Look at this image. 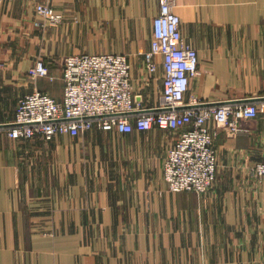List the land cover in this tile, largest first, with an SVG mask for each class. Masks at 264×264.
Masks as SVG:
<instances>
[{"label": "crops", "instance_id": "1", "mask_svg": "<svg viewBox=\"0 0 264 264\" xmlns=\"http://www.w3.org/2000/svg\"><path fill=\"white\" fill-rule=\"evenodd\" d=\"M37 1L0 0V264H264V180L250 174L264 158L263 111L236 137L218 131L217 178L201 195L167 190L176 134L157 127L48 142L8 136L20 97L63 98L72 55H127L136 100L159 106L162 59L150 76L143 57L156 0H52L65 18L45 30L34 24ZM175 12L199 55L188 103L264 97V0H177ZM40 57L52 79L28 75Z\"/></svg>", "mask_w": 264, "mask_h": 264}, {"label": "built area", "instance_id": "2", "mask_svg": "<svg viewBox=\"0 0 264 264\" xmlns=\"http://www.w3.org/2000/svg\"><path fill=\"white\" fill-rule=\"evenodd\" d=\"M156 1L159 13L153 19L151 48L143 57L150 76L158 71L157 58L162 59L164 76L158 107H142L136 100L127 55H72L64 59L63 98L56 100L39 90L20 97L8 136L20 142L35 138L48 142L58 135L82 137L94 127L121 134L158 127L176 134L164 160L167 190L199 195L209 192L217 178L218 131L222 129L232 137L246 132L241 122L257 118L264 106L254 102L209 104L194 95L188 103L191 80L199 74V55L182 36L181 19L175 12L177 0ZM51 2H36L37 27L63 23L64 14L56 12ZM28 75L34 80L52 79L42 60L34 63ZM252 173L259 181L264 180V158L255 163Z\"/></svg>", "mask_w": 264, "mask_h": 264}, {"label": "water", "instance_id": "3", "mask_svg": "<svg viewBox=\"0 0 264 264\" xmlns=\"http://www.w3.org/2000/svg\"><path fill=\"white\" fill-rule=\"evenodd\" d=\"M263 101L264 100V97H257V98H249V99H246V100H243V101H231V102H223V103H209V104H224V103H251V102H257V101ZM156 110V109H155ZM4 126H8V125H0V128L1 127H4ZM11 126V125H9Z\"/></svg>", "mask_w": 264, "mask_h": 264}, {"label": "rangeland", "instance_id": "4", "mask_svg": "<svg viewBox=\"0 0 264 264\" xmlns=\"http://www.w3.org/2000/svg\"><path fill=\"white\" fill-rule=\"evenodd\" d=\"M36 26V25H35ZM37 27V26H36ZM47 27V26H46ZM46 27H39V28H41L42 30H45L46 29ZM37 60H42L44 63H46V61L42 58V57H40V58H38ZM36 60V61H37ZM36 61H34V63L36 62ZM34 63H33V65H34ZM47 64V63H46ZM32 65V66H33ZM92 131H98V132H100L98 129H97V127H95V128H93V130ZM99 142H101V141H99ZM103 142V141H102ZM109 141L107 140V141H104V143H108ZM250 174L253 176V173H252V168L250 169Z\"/></svg>", "mask_w": 264, "mask_h": 264}, {"label": "trees", "instance_id": "5", "mask_svg": "<svg viewBox=\"0 0 264 264\" xmlns=\"http://www.w3.org/2000/svg\"><path fill=\"white\" fill-rule=\"evenodd\" d=\"M158 128V127H157ZM160 129V128H159Z\"/></svg>", "mask_w": 264, "mask_h": 264}]
</instances>
